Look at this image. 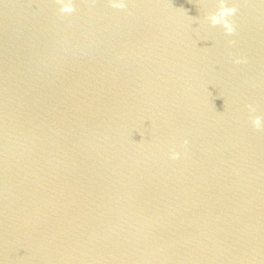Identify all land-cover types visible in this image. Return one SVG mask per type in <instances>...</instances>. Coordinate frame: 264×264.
Listing matches in <instances>:
<instances>
[{"label":"water","instance_id":"95a60500","mask_svg":"<svg viewBox=\"0 0 264 264\" xmlns=\"http://www.w3.org/2000/svg\"><path fill=\"white\" fill-rule=\"evenodd\" d=\"M69 2L0 0V264H264V0Z\"/></svg>","mask_w":264,"mask_h":264},{"label":"clouds","instance_id":"9594fccd","mask_svg":"<svg viewBox=\"0 0 264 264\" xmlns=\"http://www.w3.org/2000/svg\"><path fill=\"white\" fill-rule=\"evenodd\" d=\"M55 2L60 5L59 7V13L60 14H70L75 11V8L72 6V4L65 3V0H55ZM94 2V0H93ZM108 3L113 8L118 9H125L127 7V0H108ZM237 8L235 5L228 6V4H225L222 0L220 7L213 13H210L208 16V20L212 26H221L225 32L226 35H233L235 32V27L230 19L232 16L236 14ZM229 43H234V41H229ZM246 61L240 58H237L234 63L240 64L245 63ZM246 107L249 110V118L251 121V125L256 130L264 129V119H262L259 115H253L256 112V108L252 104L246 105ZM188 143L187 140L184 141V144L186 145ZM180 157V152L176 151L175 148H173L170 151V158L173 160H176Z\"/></svg>","mask_w":264,"mask_h":264}]
</instances>
